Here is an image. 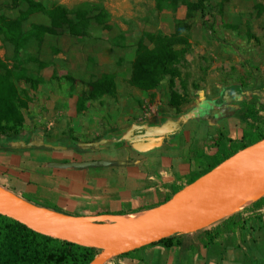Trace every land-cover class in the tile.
I'll return each mask as SVG.
<instances>
[{
  "label": "crops",
  "instance_id": "obj_1",
  "mask_svg": "<svg viewBox=\"0 0 264 264\" xmlns=\"http://www.w3.org/2000/svg\"><path fill=\"white\" fill-rule=\"evenodd\" d=\"M37 1L46 9L54 5L73 9L84 3L97 4L108 13L109 30L94 24L98 30L89 29L88 35L81 38L66 32V35L44 38L42 49L50 55V60H42L46 65L38 75L42 81L31 94L40 106H56V111L50 113L47 126L54 123L60 129L67 126L95 129L104 125L110 132H105L91 144L109 142L112 140L108 138L110 134L134 123L128 120L125 105L144 106L154 93V90L147 92L129 84L131 63L142 33L173 34L174 20L186 18V7L179 4L175 10L167 6L158 10L155 0H82L75 6L71 0ZM41 24H48V20ZM1 43L0 40V46ZM2 54L0 49V56ZM104 73L114 74L116 97L104 96L99 101H106L110 106L92 109L86 104L81 112H77L76 102L80 95L71 96V82L76 80L75 84L80 85L79 77L91 82ZM62 79H65L66 86L62 85ZM247 97L248 91L239 84L218 86L213 92L207 90L198 94L186 106L170 108L166 115L154 113L152 118L135 121L136 127L148 130L137 133L139 141L133 150L162 153L158 174L165 185L162 189L165 193L171 191V183L184 185L182 176L190 171L189 167L198 153L207 149L204 140H209L211 134L214 135L211 138L213 143L215 138L216 141L225 138L241 140L246 127L244 103L255 102L246 101ZM145 114L149 116L150 109H146ZM26 121L16 138L0 137V185L31 203L59 206L57 210L62 212L76 204V199L91 198L92 194H82L84 187L79 183L85 173L55 169L54 166L62 161L60 155L45 148L44 141L33 132L34 121ZM33 144L39 147H33ZM104 156L112 158L114 154L101 151L97 159ZM112 162L123 164L110 166L116 169L132 165L118 160ZM242 216L247 218L245 227L233 233L224 232L215 244H207L202 235L188 234L174 239L170 247L155 242L126 256L113 257L105 264H264V206H250Z\"/></svg>",
  "mask_w": 264,
  "mask_h": 264
},
{
  "label": "rangeland",
  "instance_id": "obj_2",
  "mask_svg": "<svg viewBox=\"0 0 264 264\" xmlns=\"http://www.w3.org/2000/svg\"><path fill=\"white\" fill-rule=\"evenodd\" d=\"M71 1L74 3L72 6L82 2V0ZM9 4L10 0H0V14L14 18L17 10H12ZM178 5L170 4L175 9ZM204 7L205 11L197 12L194 20L191 21L189 50L179 56L175 62L177 74L171 78V81L173 90L179 97V103L181 106H186L204 91L213 92L218 86L239 84L248 91L246 101H255L262 119L259 130H263L264 0H205ZM46 21L45 17H33L24 24V28L28 29L32 23H45ZM89 29L98 30L93 23L90 24ZM60 34L66 35L64 31ZM42 48V44L38 47L35 42H32L27 49L15 54L11 45L2 42L0 49L3 54L0 60L9 67L17 71L23 70L27 76L36 78L41 71L39 62L50 60V55L46 54ZM62 80V85L66 86L65 79ZM78 80L81 82L80 85L75 84L76 80L71 82V96L78 97L86 90L88 80L84 77H79ZM169 80V77H165L161 81L151 95L148 104L138 106V108L135 107L136 105L126 104L124 109L128 112V120L134 123L128 124L121 131H114V134L108 137L112 140L102 145L91 143L99 140L105 132H110L104 125L95 129L93 127L86 129L85 126L79 129L72 126L60 129L54 123L47 126L50 113L56 111V106L54 104L48 108L40 106L38 101H35V96H32L28 84L23 81L17 82L19 91L24 92L28 99L26 108L21 109L25 121L26 119V122L34 121L35 130L33 132L38 133V137L44 141L43 146L57 152L61 157L62 161L54 168L85 173V177L79 179L85 191L82 194L93 195L91 198L74 200L76 204L72 205L73 208L70 207L67 211L60 212L75 216L129 217L131 214H137L136 212L150 210L161 203L165 197L173 196L171 191L165 193L162 190L165 185L163 180L159 179L162 153L152 150L150 153L133 150L134 145L139 141L135 121L152 118L154 113L166 115L171 108L168 104ZM86 104L92 109L99 106H110V103L99 100L87 101ZM65 105L68 106L67 103ZM146 109H150L149 116L145 114ZM24 127L25 122L22 129ZM255 134L250 133L248 139L254 138ZM212 136L209 140H204L207 149L198 153L194 158V163H191L189 167L190 171L182 176L183 186L190 175L202 172L207 167L208 156L220 150H226L229 145L233 146L240 141L228 143L230 138L219 141L215 138V143H213L211 142ZM32 146L39 147L38 144ZM210 146H212L211 149ZM101 151L113 153L114 157L104 156L97 159ZM117 160L132 165L117 169L105 165V163ZM189 161H191L190 158ZM75 164L86 165L77 166ZM57 207L59 206L52 204L49 208L57 210Z\"/></svg>",
  "mask_w": 264,
  "mask_h": 264
},
{
  "label": "trees",
  "instance_id": "obj_3",
  "mask_svg": "<svg viewBox=\"0 0 264 264\" xmlns=\"http://www.w3.org/2000/svg\"><path fill=\"white\" fill-rule=\"evenodd\" d=\"M158 10L165 6L171 7V3L182 4L186 7V18L174 20V33L164 35L161 32L142 33L135 49V57L131 63V75L129 84L143 91H153L165 77H169V101L171 108L178 109L181 104L179 97L173 90L171 78L177 74L175 62L179 56L184 55L190 47V21L197 12L205 11V0H155ZM9 7L17 10L14 18L0 14V40L13 47L14 53L25 50L35 42L39 47L46 36H55L62 31L74 37L88 35L91 23L109 30V15L106 10L97 4H81L73 9H67L61 5H54L46 9L37 0H10ZM44 16L48 24L32 23L28 29L24 24L32 16ZM46 65L39 62L40 69ZM28 84L30 91H35L41 83L39 77L27 76L23 70H15L0 60V137L11 140L16 138L25 122L21 109L27 106V95L19 91L17 82ZM87 90L77 99L76 110L81 112L87 101H98L104 96L116 97V88L113 73H104L98 79L88 82ZM260 111L255 102L244 103L243 117L246 127L243 130L241 140L235 145H229L228 149L220 150L216 154L207 157V167L198 173H194L186 179L185 185L192 183L220 162L260 139L264 138V129L259 130L262 122ZM250 133H256L255 137L248 139ZM228 143H232L229 139ZM120 162H110L106 166H122ZM172 195L183 188L181 185L170 184ZM170 199L167 196L156 206ZM38 205V204H36ZM40 206V205H39ZM264 206V196L244 207L233 215L222 219L209 229L197 231L202 235L207 244H215L224 232H235L245 227L247 218L242 212L248 207ZM45 207V206H43ZM58 211L53 208L46 207ZM60 212V211H59ZM188 234H175L161 239L158 243L172 246V241ZM154 244V243H152ZM136 251V250H134ZM133 251L129 252L132 253ZM98 250L82 247L57 239H52L31 231L24 225L0 215V264H89ZM129 253L122 254L126 256Z\"/></svg>",
  "mask_w": 264,
  "mask_h": 264
},
{
  "label": "water",
  "instance_id": "obj_4",
  "mask_svg": "<svg viewBox=\"0 0 264 264\" xmlns=\"http://www.w3.org/2000/svg\"><path fill=\"white\" fill-rule=\"evenodd\" d=\"M136 128L138 132L148 130ZM263 180L264 138L238 150L183 186L165 203L141 212L137 219L65 214L31 203L1 185L0 215L40 235L96 249L98 253L89 264H105L113 257L172 235L193 234L215 225L243 209L244 202L260 188ZM207 185L212 187V193L203 201L201 195ZM263 196L264 191L256 200Z\"/></svg>",
  "mask_w": 264,
  "mask_h": 264
},
{
  "label": "bare ground",
  "instance_id": "obj_5",
  "mask_svg": "<svg viewBox=\"0 0 264 264\" xmlns=\"http://www.w3.org/2000/svg\"><path fill=\"white\" fill-rule=\"evenodd\" d=\"M264 191V180L262 181L260 188L250 197L248 198L244 204L242 205V208L250 205L253 201H255L258 196ZM212 193V187L210 185H207L206 187H204L203 191H202V195H201V200L205 201L207 200L210 195ZM142 215V213H137V214H131L129 215V218L132 219H137Z\"/></svg>",
  "mask_w": 264,
  "mask_h": 264
}]
</instances>
